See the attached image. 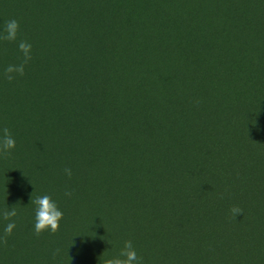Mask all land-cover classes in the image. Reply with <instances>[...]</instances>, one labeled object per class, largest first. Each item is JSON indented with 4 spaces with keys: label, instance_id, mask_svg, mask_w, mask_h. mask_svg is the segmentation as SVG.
<instances>
[{
    "label": "rangeland",
    "instance_id": "obj_1",
    "mask_svg": "<svg viewBox=\"0 0 264 264\" xmlns=\"http://www.w3.org/2000/svg\"><path fill=\"white\" fill-rule=\"evenodd\" d=\"M7 2H10L9 7ZM26 4L24 7L11 0H0V31L7 21V10L10 16L15 14L21 18L17 20L20 24L18 40H0V131L7 127L16 141L15 149L7 158L0 155V222H3V211L16 206L17 216L8 223L15 222V228L25 231L29 226L34 229L32 195L35 198L48 194L58 207H64L67 202L76 205L79 200L86 206L91 203L92 193L105 213L115 207L117 220L125 207L133 210L142 206L145 190L137 184L131 185L127 179L124 184L119 181L120 151L130 147L134 167L140 164V151L159 167L171 157H184L187 147L182 140L185 138L191 143L204 128L200 129L197 117L186 104L178 102L180 89L188 96L191 87L173 69L180 56L178 49L172 47L176 44L173 34L186 32L183 25L190 31L188 14H194L197 7L193 0H27ZM175 4L181 6L185 24L171 16ZM201 5L213 13L209 18L213 38L229 50L238 51L241 61L254 59L247 54L252 53L256 45L250 32L241 29L240 10L234 6L228 14L222 0H202ZM23 14L26 19L21 17ZM181 35L186 38L183 43L188 51L186 66L202 69L206 75L211 73L204 55L189 44L190 40L197 39L196 32L191 30ZM19 40L32 44V59L25 66V73L30 71L9 82L4 70L10 64L21 62ZM204 46L208 48L207 39ZM150 54L160 65L163 63L160 66L163 71H167L166 64L173 71V79L162 83L150 103L155 105V114L167 113L174 119V126L168 129H161L163 121L161 123L145 107L138 111L118 104V109L110 116L104 109L112 99L106 80L115 61L127 58L130 63L135 59L132 56L145 58ZM238 58L236 64L240 65ZM245 75L248 77L249 73ZM230 76L227 82L230 79L238 82V74ZM235 81L234 85L229 82L228 93L238 92ZM55 135L59 140L74 139V152L64 151L61 161L42 159V153L49 150ZM141 143L144 146L140 150ZM24 144L30 149L29 155L36 156L37 151L36 162L28 157V152L21 155ZM56 164V169L70 167L71 178L64 175L56 182L49 179L53 177L49 168ZM138 183L144 185L143 181ZM66 189L72 191V196H65ZM116 191L123 195L119 197ZM113 228L109 218L99 229L104 246L111 241ZM12 235L20 238L15 242L22 245L21 234L13 231ZM146 246L139 240L135 250L141 252Z\"/></svg>",
    "mask_w": 264,
    "mask_h": 264
},
{
    "label": "trees",
    "instance_id": "obj_2",
    "mask_svg": "<svg viewBox=\"0 0 264 264\" xmlns=\"http://www.w3.org/2000/svg\"><path fill=\"white\" fill-rule=\"evenodd\" d=\"M222 1L227 13H232L229 9L234 6L240 10L241 29L250 32L256 45L247 54L254 59L241 61L238 51L229 50L213 38L209 19L213 13L202 7V0L195 4L194 14H188L190 31L197 35L189 44L204 55L211 73L206 75L202 69L186 66L188 51L181 33L190 31L181 25L186 32H174L176 44L172 47L178 49L180 56L173 69L191 87L188 96L180 89L178 102L185 103L197 117L200 129L204 127L191 143L182 140L186 155L171 157L156 167L152 158L140 151V164L134 167L131 149L126 146L117 159L118 179L122 184L127 179L131 185L145 189L141 207L132 210L127 206L115 220V207L105 213L93 193L86 206L80 200L76 205L67 202L66 206H59L63 218L56 233L47 230L36 235L31 226L27 231L14 228L15 233L21 234L22 245L15 242L20 238L13 235L8 237L7 245L0 243V264H103L119 255L125 240H131L134 248L139 240L147 245L137 252L142 264H264V0ZM12 2L27 5V0ZM173 8L171 16L185 24L181 6L175 4ZM21 17L26 19L24 14ZM13 18L21 19L19 15L10 16L7 10L6 20ZM205 39L208 48L204 46ZM131 53L134 55L136 50ZM132 57L135 59L130 63L125 58L111 66L106 85L111 88L112 99L104 109L110 116L118 104L138 111L145 107L163 121L161 129L173 127L174 119L167 113L155 114V105L150 104L162 83L173 79L169 64L163 71V63L160 65L153 54ZM236 57L240 65L236 64ZM232 74H238V82L229 80L231 85L235 81L238 88L234 94L227 91V79ZM55 136L42 159L61 161L64 151L74 152V139L59 140ZM143 146L141 143L140 150ZM29 151L24 144L21 155L28 152V157L36 162L37 151L36 156L29 155ZM58 164L49 168L53 182L65 175L64 168L56 169ZM142 181L144 185L138 183ZM233 206L243 210L236 219L230 213ZM109 218L114 228L111 241L104 246L98 231ZM7 223L4 219L0 222V237Z\"/></svg>",
    "mask_w": 264,
    "mask_h": 264
},
{
    "label": "clouds",
    "instance_id": "obj_3",
    "mask_svg": "<svg viewBox=\"0 0 264 264\" xmlns=\"http://www.w3.org/2000/svg\"><path fill=\"white\" fill-rule=\"evenodd\" d=\"M19 30L20 24L16 19L6 21L3 25L2 31H0V40L16 42L18 40ZM18 49L22 54L21 62L18 64H10L4 70L5 78L9 82L15 80L17 76H23L25 74V66L32 59L31 43L26 40H19ZM15 147L16 141L12 136V133L7 127H4L2 131H0V155L7 158ZM63 171L65 175L71 178L72 170L70 167H65ZM64 194L65 196L70 197L73 193L71 190L66 189ZM31 204L35 205V234L40 235L46 230L56 233L60 228V220L63 218V212L59 209L57 203L52 197L48 194H44L33 198L32 195ZM230 213L231 217L236 219L239 214L243 213V210L239 206H233L230 209ZM2 216L4 220L11 221V218L17 216L16 206L11 207L10 209L6 208L3 211ZM15 227V222H9L6 224L4 235L0 237V243L7 245L8 237L12 235ZM103 264H142V258L138 256L137 251L133 247L132 241L128 240L124 242V246L120 250L118 256L105 260Z\"/></svg>",
    "mask_w": 264,
    "mask_h": 264
}]
</instances>
